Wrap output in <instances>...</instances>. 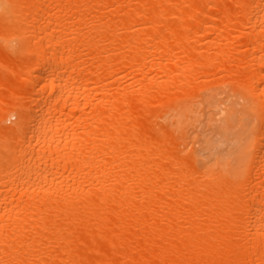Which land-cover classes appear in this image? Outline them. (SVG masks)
<instances>
[{
    "label": "bare ground",
    "instance_id": "obj_1",
    "mask_svg": "<svg viewBox=\"0 0 264 264\" xmlns=\"http://www.w3.org/2000/svg\"><path fill=\"white\" fill-rule=\"evenodd\" d=\"M0 264H264V0H0Z\"/></svg>",
    "mask_w": 264,
    "mask_h": 264
}]
</instances>
